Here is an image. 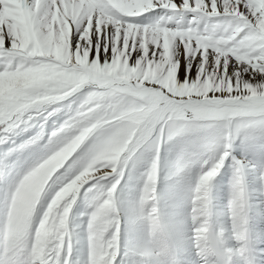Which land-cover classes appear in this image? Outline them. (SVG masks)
<instances>
[{"label":"snow or ice","instance_id":"1","mask_svg":"<svg viewBox=\"0 0 264 264\" xmlns=\"http://www.w3.org/2000/svg\"><path fill=\"white\" fill-rule=\"evenodd\" d=\"M179 125L186 131L175 139L198 145L212 179L242 132L264 131V0H0V145H12L6 155L40 153L8 190L0 264H74L68 227L62 247L33 249L49 206L69 220L83 192L95 193V208V182L119 177V168L82 175L99 153L133 129L127 172ZM38 175L31 228L12 242L11 210ZM87 231L85 264H95ZM119 242L117 232L105 264H118Z\"/></svg>","mask_w":264,"mask_h":264},{"label":"rangeland","instance_id":"2","mask_svg":"<svg viewBox=\"0 0 264 264\" xmlns=\"http://www.w3.org/2000/svg\"><path fill=\"white\" fill-rule=\"evenodd\" d=\"M185 131V127L179 125L172 129L170 136L164 133L165 145L162 150L158 141L155 156L150 150H145L126 165V172L122 157L135 136V131L130 128L127 139L118 140L99 153L92 162L93 166L82 174L86 179H91L93 174L111 176L119 168L115 183L111 178L95 182L99 188H103V191L97 190L103 199L93 208L91 200L95 193L85 195L82 192L71 209L69 220L65 213L57 212L58 206H49L47 215L35 229L33 249L42 251L53 240L59 241L56 247H62L68 227L72 260L74 264H85L89 243L87 228H91L95 264H105L109 251L116 253L113 245L117 242V232L120 233L118 264H160L150 257L142 261L137 256L141 252L139 247L144 243L139 232L144 230L148 235L145 243H152L149 251L144 250L145 254L158 253V244L165 243V250L171 259L169 264H190L191 259L194 264H234L230 256L246 264L244 258H248L252 252H257V261L264 264V131L249 129L242 132L234 140L231 156L213 182L210 176L213 169L204 171L200 161L206 157L199 156L198 145L175 139ZM168 139L174 141L167 143ZM11 147V144L0 145V166L5 172L0 177V220L6 211L11 184L40 155L33 150L6 155ZM199 177L204 187L201 198L196 197L193 189L191 192L184 191L185 183H199ZM40 179L41 175H38L33 186L22 189L17 197L11 210L6 239L16 242L27 237L32 211L39 197L35 187H42ZM225 183L235 191L228 201ZM116 185H119L118 189ZM241 189L242 195L237 199V192ZM160 220L174 236V243L181 255L178 263L165 239ZM113 224L116 231H110ZM217 226L223 255L213 250L215 245L210 244L212 233L210 239L208 235L212 228L214 235H217ZM114 258L107 259L106 264H112ZM162 261L167 262L164 258Z\"/></svg>","mask_w":264,"mask_h":264},{"label":"bare ground","instance_id":"3","mask_svg":"<svg viewBox=\"0 0 264 264\" xmlns=\"http://www.w3.org/2000/svg\"><path fill=\"white\" fill-rule=\"evenodd\" d=\"M211 237H212V240H214V236L212 235Z\"/></svg>","mask_w":264,"mask_h":264}]
</instances>
